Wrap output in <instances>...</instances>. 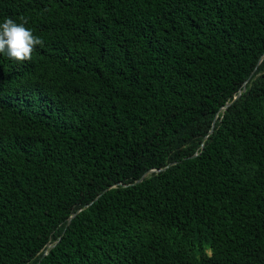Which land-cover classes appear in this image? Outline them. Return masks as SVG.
<instances>
[{"label": "trees", "instance_id": "trees-1", "mask_svg": "<svg viewBox=\"0 0 264 264\" xmlns=\"http://www.w3.org/2000/svg\"><path fill=\"white\" fill-rule=\"evenodd\" d=\"M21 16L0 264H264V0H0Z\"/></svg>", "mask_w": 264, "mask_h": 264}, {"label": "clouds", "instance_id": "clouds-1", "mask_svg": "<svg viewBox=\"0 0 264 264\" xmlns=\"http://www.w3.org/2000/svg\"><path fill=\"white\" fill-rule=\"evenodd\" d=\"M19 20L21 22L9 17L0 23V54L23 63L31 61L36 47H43L44 41L26 27V17L21 16Z\"/></svg>", "mask_w": 264, "mask_h": 264}, {"label": "water", "instance_id": "water-1", "mask_svg": "<svg viewBox=\"0 0 264 264\" xmlns=\"http://www.w3.org/2000/svg\"><path fill=\"white\" fill-rule=\"evenodd\" d=\"M263 56H264V54L261 56V58H262ZM239 95H240V92H238V94L233 98V100H232L230 103H226V104L224 105V107H222L221 109H224L225 107L229 106L232 102H234V100H236V99L239 97ZM211 132H212V129H210V130L208 131V134H210ZM208 134H207V135H208ZM207 135L204 137L203 140H205V139L207 138ZM173 163H174V162H171V163H169L168 165H171V164H173ZM162 169H164V168H151V169H148V170H146V171L141 175L140 178H138L137 180H135L134 183H139V182H141L144 178L148 177L151 173H153V172H158V171H160V170H162ZM112 187H114V185L105 188V189L103 190V192H105L106 190H108L109 188H112ZM98 197H99V195H98L95 199H97ZM90 204H91V202L88 203L87 205H90ZM87 205H86V206H87ZM79 211H80V209L77 210L76 212H73L72 214H70V216L67 218L66 225L69 224V222L71 221V219H72V218H73V217H74ZM51 246H53V244H51V243H47V245H46L47 248H49V247H51ZM44 254H46V252H45Z\"/></svg>", "mask_w": 264, "mask_h": 264}]
</instances>
